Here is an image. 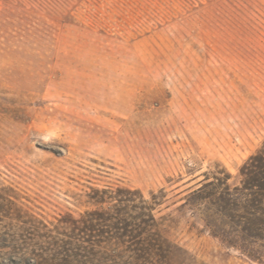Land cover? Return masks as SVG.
Listing matches in <instances>:
<instances>
[{
    "label": "rangeland",
    "instance_id": "rangeland-1",
    "mask_svg": "<svg viewBox=\"0 0 264 264\" xmlns=\"http://www.w3.org/2000/svg\"><path fill=\"white\" fill-rule=\"evenodd\" d=\"M263 149L264 0H0V264H64L96 188L157 204L169 264H264L230 218Z\"/></svg>",
    "mask_w": 264,
    "mask_h": 264
},
{
    "label": "trees",
    "instance_id": "trees-1",
    "mask_svg": "<svg viewBox=\"0 0 264 264\" xmlns=\"http://www.w3.org/2000/svg\"><path fill=\"white\" fill-rule=\"evenodd\" d=\"M242 190L253 203L247 215L231 214L232 222L254 242L264 243V149L251 156L241 169ZM213 182L194 189L189 199L203 198ZM135 199L141 207L130 206ZM89 201L94 209L81 220L62 221L59 256L64 264H169L184 250L163 239L153 214L155 202L147 203L143 194L127 188L92 189ZM134 207L139 212H134ZM81 242V243H79Z\"/></svg>",
    "mask_w": 264,
    "mask_h": 264
}]
</instances>
